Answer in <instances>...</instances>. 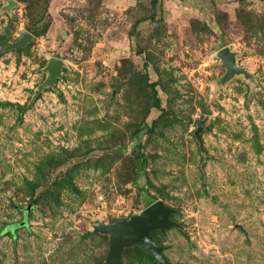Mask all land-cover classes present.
<instances>
[{
	"label": "rangeland",
	"instance_id": "1",
	"mask_svg": "<svg viewBox=\"0 0 264 264\" xmlns=\"http://www.w3.org/2000/svg\"><path fill=\"white\" fill-rule=\"evenodd\" d=\"M14 1L0 0V264H102L94 225L158 199L181 225L155 232L172 264H264V0ZM42 16L28 52L3 51ZM225 46L253 82L217 84ZM50 56L64 78L37 92ZM8 101L34 103L19 116ZM123 264L155 263L133 249Z\"/></svg>",
	"mask_w": 264,
	"mask_h": 264
},
{
	"label": "water",
	"instance_id": "2",
	"mask_svg": "<svg viewBox=\"0 0 264 264\" xmlns=\"http://www.w3.org/2000/svg\"><path fill=\"white\" fill-rule=\"evenodd\" d=\"M17 3L14 0H7L4 10L10 12L11 8ZM34 34L28 30H22L20 37L3 47V51L14 50L16 54L21 49H27L30 42L34 39ZM217 56L221 60L225 73L217 81V84H225L235 76H243L246 80L253 82L254 76L246 68L237 64L236 52L229 46L218 50ZM65 62L59 57L50 56L46 66L43 68L47 75L44 81L39 85L37 92L46 88H56L58 79H63V69ZM1 106V103H0ZM208 117L197 118V126L194 134L198 140L201 149L203 148L202 131L208 130ZM30 206H28V209ZM175 209L168 206L162 199H158L149 204L142 211L133 213L129 217L108 223L99 221L94 225L93 231L107 234L109 237V250L102 264H123V252L127 247L139 246L151 254L159 264H172L164 253V246L156 242L152 233L155 230L165 232L172 227H181L173 219Z\"/></svg>",
	"mask_w": 264,
	"mask_h": 264
},
{
	"label": "trees",
	"instance_id": "3",
	"mask_svg": "<svg viewBox=\"0 0 264 264\" xmlns=\"http://www.w3.org/2000/svg\"><path fill=\"white\" fill-rule=\"evenodd\" d=\"M241 1H247V0H241ZM158 2H159V0H152V4H153V5H157ZM42 21H43V22H42ZM49 23H50L49 18L46 19V16H42L41 19L31 22L30 26L28 27V30H29L30 32H32L34 35H36V36L44 35L45 32H46V29H47V27H48V25H49ZM2 45H3V47L6 46V45H7V44H6V41H3V42H2ZM29 47H30V44H29V46H28L27 49H21V51L28 52ZM146 82H148V81H146ZM148 85L151 87L152 95H153V97H154V99H155V103H154V104H155V107H157V108L160 109V108H161V99H160V97H159L158 94H157L156 85H155V83H149V82H148ZM39 97H40V95L37 94V95L35 96L34 100L38 99ZM33 103H34V101H33V102H26V103H24V104H21V103H14V102H10V101H8V102H3L2 105H3V106H11V107H13L14 109L17 110L19 116H21V115H23L24 113H26L29 109L32 108ZM152 202H153V201H150V202H148V204H151ZM148 204H147V205H148ZM156 231L161 232V231L158 230V229L155 230V231L152 233V237H153V239H154V237H155V232H156ZM154 240H155V239H154ZM160 245H161V244H160ZM133 249L137 250V251L140 253V256H141L142 259H144V260H145V259H148V260L153 261L155 264H159V263L156 261V259H155L151 254H149L148 252H146L145 250H143L142 248H140V247L137 246V245H136V246H133V247H130V248H126V249H124V254H125V252L130 251V250H133Z\"/></svg>",
	"mask_w": 264,
	"mask_h": 264
}]
</instances>
